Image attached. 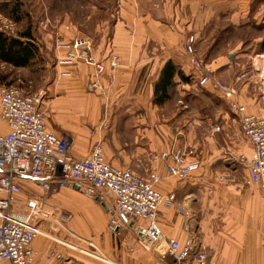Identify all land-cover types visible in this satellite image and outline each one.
<instances>
[{
  "label": "crops",
  "instance_id": "1",
  "mask_svg": "<svg viewBox=\"0 0 264 264\" xmlns=\"http://www.w3.org/2000/svg\"><path fill=\"white\" fill-rule=\"evenodd\" d=\"M216 27H221L224 37L243 36L254 27L253 40L259 43V55H264V0H126L109 36L101 32L104 37L91 52L93 60L104 66L98 86L89 85L91 65L57 63L62 51L54 49L55 76L47 91L40 93L39 108L46 112L50 129L69 137L74 157L87 156L99 147L114 167L128 166L144 177L149 172L158 175L155 189L175 199L174 204L161 203L156 211L164 239L174 238L181 245L203 250L208 264H264L261 190L246 184L247 171L226 156L231 152L250 157L251 146L228 109L203 110L191 104L205 92L227 105L218 91L196 85L184 47L189 36H193L196 56L211 67L213 75L235 86L248 112L264 117L256 76L237 69L244 66L240 58L250 47L244 45L247 40L239 37L227 60L221 55L210 60L204 57L211 45L200 44L205 36L215 34ZM112 56L117 57L115 67L110 65ZM167 61L188 78L173 77L174 87L186 93L169 108L167 101L152 102L155 83ZM237 142L242 144L237 147ZM176 149H192L199 168L182 177L168 174L166 164ZM222 175L229 179L220 180ZM22 186L28 194L42 193L38 183L25 181ZM43 201L59 217L57 226L45 227L46 232L75 245L92 246L104 261L36 236L30 264H172L164 243L143 242L129 227L120 234L108 229L113 199L107 193L87 198L75 189H64L45 195Z\"/></svg>",
  "mask_w": 264,
  "mask_h": 264
},
{
  "label": "built area",
  "instance_id": "2",
  "mask_svg": "<svg viewBox=\"0 0 264 264\" xmlns=\"http://www.w3.org/2000/svg\"><path fill=\"white\" fill-rule=\"evenodd\" d=\"M40 27L43 30L49 28L47 22L41 23ZM64 30L69 31V26L65 25ZM193 42V36H189L184 47L196 85L218 91L228 110L237 118L239 130L252 152L250 157L228 155L232 162L247 171L245 183L256 185L264 200V117L247 111L238 100L235 86L218 80L211 67L196 56ZM55 49L62 51L57 63L80 61L91 65L93 74L89 85L91 88L98 86L104 66L93 60V44L89 36L74 34L65 40L58 35ZM110 65H117L116 56L110 58ZM263 65L264 61L257 66L252 64L262 101ZM41 100L40 93L22 92L12 85L0 86V121L4 126L0 131V263L30 264L35 254L33 239L40 235L103 260L101 255L89 252L87 247L64 241L44 230L47 226L56 227L59 217L54 208L46 205L43 197L64 189H75L87 198H101L103 193L111 196L113 206L107 224L110 231L120 234L129 227L143 242L164 243L165 254L172 264H208L203 250L181 245L174 238L164 239L156 222V211L161 203L174 204L175 199L173 194L164 195L155 189L154 185L159 181L156 173L149 172L144 177L128 166L114 167L102 157L99 147L87 156L74 157L69 148V137L48 127L46 112L39 108ZM189 156L192 158L188 160ZM169 159L166 171L172 176H186L200 166L192 149H176L170 153ZM227 179V175L220 176V180ZM25 181L38 183L42 193L21 198L19 195ZM64 218L68 220L69 215ZM262 236L264 243V228Z\"/></svg>",
  "mask_w": 264,
  "mask_h": 264
},
{
  "label": "rangeland",
  "instance_id": "3",
  "mask_svg": "<svg viewBox=\"0 0 264 264\" xmlns=\"http://www.w3.org/2000/svg\"><path fill=\"white\" fill-rule=\"evenodd\" d=\"M126 0H0V30L9 35H16L20 31L30 28L34 43L37 46V55L28 67L14 68L0 62V86L12 85L26 93H41L47 91L54 78L53 63L55 61L54 49L58 35L66 36V40L74 34L89 36L94 45L97 46L104 35L110 34V28L118 17V13ZM16 17L19 20H16ZM47 22L49 28L43 30L40 24ZM69 26V31L64 30V26ZM103 31H99L101 28ZM221 27H216L213 36L207 35L203 38L201 46L211 45L209 54L204 53V57L211 59L212 56L221 55L223 60H227L226 55L232 48L235 49L237 39L243 37L247 40L244 45L250 47L246 49V53L240 58L244 60V66L238 67V70L248 71L257 76L254 66L264 61V56H260L259 43H255L252 32L256 30L254 27L248 29V33L243 36L228 35L223 36L219 32ZM250 30V32H249ZM211 31V29H209ZM252 31V32H251ZM69 37V38H70ZM206 38V39H205ZM214 39V41H212ZM243 49L244 46H242ZM236 50V49H235ZM200 51V49H199ZM206 51V50H205ZM207 56V57H206ZM211 56V57H210ZM206 59V60H207ZM264 69V65H263ZM203 92V91H202ZM186 91H182L178 87L170 89V98L166 104L173 107L175 100L179 96H184ZM182 94V95H181ZM190 94H187V96ZM193 107L199 109L220 108L228 109L216 96L200 93L198 100L191 103ZM230 120L234 122V116H230ZM232 133V132H230ZM233 135V133H232ZM239 133V138H241ZM242 143L237 142L240 146ZM231 153V152H228ZM227 153V157L229 156ZM141 166V165H140ZM239 166V165H237ZM242 167V166H239ZM239 170V168H238ZM241 171V168H240ZM28 195L25 186H22L20 197L24 198ZM41 236V235H40ZM56 244V243H55ZM57 245V244H56ZM89 252L101 255L93 247L83 244ZM64 247V245H58ZM91 258V257H90Z\"/></svg>",
  "mask_w": 264,
  "mask_h": 264
},
{
  "label": "trees",
  "instance_id": "4",
  "mask_svg": "<svg viewBox=\"0 0 264 264\" xmlns=\"http://www.w3.org/2000/svg\"><path fill=\"white\" fill-rule=\"evenodd\" d=\"M16 20L19 18L16 17ZM262 44H264V40ZM37 52V46L29 27L16 35H9L0 30V62L14 68L28 67ZM175 75H178L183 81L188 80L179 69L167 61L154 86L152 99L154 104L161 105L170 98L169 92L174 87L173 77Z\"/></svg>",
  "mask_w": 264,
  "mask_h": 264
},
{
  "label": "water",
  "instance_id": "5",
  "mask_svg": "<svg viewBox=\"0 0 264 264\" xmlns=\"http://www.w3.org/2000/svg\"><path fill=\"white\" fill-rule=\"evenodd\" d=\"M232 57V55L230 56V58Z\"/></svg>",
  "mask_w": 264,
  "mask_h": 264
},
{
  "label": "bare ground",
  "instance_id": "6",
  "mask_svg": "<svg viewBox=\"0 0 264 264\" xmlns=\"http://www.w3.org/2000/svg\"><path fill=\"white\" fill-rule=\"evenodd\" d=\"M87 217V216H86Z\"/></svg>",
  "mask_w": 264,
  "mask_h": 264
}]
</instances>
